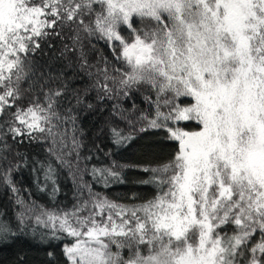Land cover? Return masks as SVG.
Instances as JSON below:
<instances>
[{"label": "snow or ice", "instance_id": "obj_1", "mask_svg": "<svg viewBox=\"0 0 264 264\" xmlns=\"http://www.w3.org/2000/svg\"><path fill=\"white\" fill-rule=\"evenodd\" d=\"M73 25L108 42L128 67L122 86L155 91V116L142 115L139 131H162L177 150L141 169L150 173L141 183L156 189L151 199L122 204L92 195L71 211L39 206L35 223L49 230L41 240L71 237L62 247L66 264H264V0H0V117L11 116L3 123L14 139L46 134L63 142L66 132L53 123L62 121V91L50 90L43 104H17L31 56ZM111 131L120 146L135 138ZM71 143L80 147L75 137ZM125 167L132 166H117ZM96 173L123 182L119 170ZM54 175L49 165L53 194ZM17 219L23 232L26 217ZM15 235L0 222V242Z\"/></svg>", "mask_w": 264, "mask_h": 264}, {"label": "trees", "instance_id": "obj_2", "mask_svg": "<svg viewBox=\"0 0 264 264\" xmlns=\"http://www.w3.org/2000/svg\"><path fill=\"white\" fill-rule=\"evenodd\" d=\"M94 8L100 10L95 5ZM85 22L88 23V17ZM57 30L60 36L50 37L31 56L32 71L21 82L22 99L17 106L43 104L44 95L50 90L62 91L56 108L62 121L53 123L58 125L54 131L66 132L63 142L58 136L57 143L53 144L46 134L37 140L27 136L14 139L7 132L8 125L3 123L6 119L11 121V116L0 117V125H3L0 131V141H3L0 143V222L10 224L16 233L15 237L0 242V264H66L62 247L70 244L72 238L42 241L41 236L49 230L35 223L39 206L49 211H71L92 195L122 204L151 199L156 189L141 183L150 176L141 169L156 167L177 150V144L167 141L164 132L139 131L147 123L139 119L142 115L149 119L155 116L156 93L146 84H120L121 73L127 72L128 67L115 59L108 42L98 35L77 31L75 25ZM122 34L129 36L126 32ZM105 84L107 90L103 87ZM181 99L185 104L192 102L191 98ZM15 110L13 107L10 111ZM160 110L167 111L163 105ZM179 126L188 131L198 130L195 123L181 122ZM112 129L135 138L125 146L117 145ZM73 137L80 147L73 148ZM61 155L63 162L57 159ZM49 165L55 169L53 179L58 189L55 194L52 182H45ZM118 165L132 167L118 169ZM105 168L119 170L123 182H112L111 178L106 182L100 173L93 174L94 169ZM21 213L26 217L23 232L19 230L17 219ZM123 254L127 258V249Z\"/></svg>", "mask_w": 264, "mask_h": 264}, {"label": "rangeland", "instance_id": "obj_3", "mask_svg": "<svg viewBox=\"0 0 264 264\" xmlns=\"http://www.w3.org/2000/svg\"><path fill=\"white\" fill-rule=\"evenodd\" d=\"M193 102V101H192ZM195 131V130H194Z\"/></svg>", "mask_w": 264, "mask_h": 264}]
</instances>
